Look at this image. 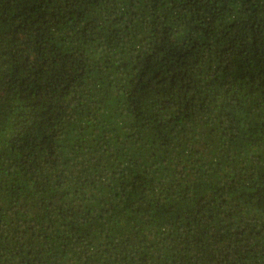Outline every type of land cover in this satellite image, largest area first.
Returning a JSON list of instances; mask_svg holds the SVG:
<instances>
[{
    "label": "trees",
    "instance_id": "trees-1",
    "mask_svg": "<svg viewBox=\"0 0 264 264\" xmlns=\"http://www.w3.org/2000/svg\"><path fill=\"white\" fill-rule=\"evenodd\" d=\"M0 264H264V0H0Z\"/></svg>",
    "mask_w": 264,
    "mask_h": 264
}]
</instances>
